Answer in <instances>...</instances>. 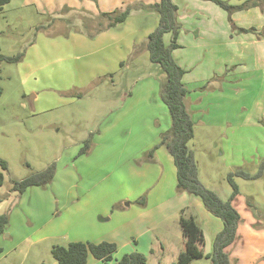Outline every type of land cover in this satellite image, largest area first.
<instances>
[{"label":"rangeland","instance_id":"374dc122","mask_svg":"<svg viewBox=\"0 0 264 264\" xmlns=\"http://www.w3.org/2000/svg\"><path fill=\"white\" fill-rule=\"evenodd\" d=\"M197 1L204 9L207 8L202 10L201 14L216 20L214 28L221 37L219 45L214 47V56H205L203 63L215 69L228 64L227 71L231 77H228V83L227 78L225 81L230 86L226 95L231 98L233 92L236 100L234 107L229 106L230 113L236 112L237 116L241 117L249 113L252 115L253 125L246 124V127H239L241 124L235 123L236 133L230 138L227 137L226 130L228 125L231 127L230 124H234L232 122L225 124V130L219 126L215 128L196 124L195 136L188 144L198 165L200 183L204 187H214L219 197H224L226 194L230 197L232 189L227 181L228 174L242 170L249 176H255L264 161V115L259 113L261 107H251L253 98L262 100L259 95H264V84H262L264 72L250 73V69L255 68L257 62L255 57L264 50V39L261 38L264 36V26L260 22L261 18H264L261 16L264 6L242 10L238 18L232 15L231 20L235 26L232 27L228 21V14L217 5L207 0ZM223 1L237 6L245 0ZM62 2V0L58 2L59 10L55 13L61 16L60 24L54 25L52 29L45 26L54 15L37 14L35 5L23 8L3 6L0 10V56L21 55L17 63H0V159L7 164L6 171L0 168L3 177L0 184V216L6 214L8 217L6 232L0 236L2 250L0 264H57L51 256V249L54 246L67 247L73 243L69 241L72 238L75 221L71 217L72 210L67 203L61 208L57 199L60 197L61 201H65L63 191L69 197L67 185L71 180V185L75 182L72 178L76 177L74 165L82 163H76L79 156L86 159L83 165L88 166L78 170H83L92 180L101 174L94 165H105L103 157L107 163L111 161V157H115V162L121 165H127V162H130L128 158L131 157L133 160L131 162L136 165H162L165 168V184L167 185L169 176L172 182L175 180L173 168L160 159L161 152H158L160 135L170 127L169 114L161 98L164 74L159 66L150 62L145 46L148 35L155 30L158 23L150 33L145 35L143 31H139L132 38L131 49L124 53L125 57L119 68L112 74L106 77L96 75L98 73L90 75L85 73L84 57L77 58L76 55L72 59L61 57V61L66 60V64L61 62V66L69 65L74 72L70 81L61 82L57 87H43V77L47 78V81L55 80L56 73L51 57L45 59L48 62L45 72L37 74L34 68L31 69L33 57L30 55V48L36 43L37 37L41 34L42 37L58 38L67 42L70 39V43L73 44L78 43L75 42L77 37L93 38L92 29L87 25L95 16L99 17L102 14L99 10L104 6V0H67L65 4ZM136 4L131 1L124 6L122 12L131 6L129 14L133 15L138 10ZM148 6L151 5L140 9L148 16L138 19L151 28L153 26L151 15L154 14L156 18L158 15L145 9ZM90 8H94L97 14ZM195 14L198 16H194ZM199 15L200 11L191 10L190 17L199 20ZM238 22H241L240 27ZM142 24L133 23L134 29L132 26L124 27V37L130 38L135 29L141 30ZM254 26L257 28L256 33L242 35L238 32V29H251L255 28ZM149 27L147 30L150 29ZM183 28L179 25L182 35L194 31L190 36H196L195 32L198 28L192 29L185 27L184 24ZM93 29L98 27L93 25ZM254 37H257L255 40L260 41L261 38L263 41L257 46L250 42ZM163 42L170 44L171 34L167 33V36L163 37ZM64 44L65 42H61L60 47ZM217 51L219 53L215 55ZM79 55L82 53L77 56ZM233 72L235 76H232ZM63 76L60 74L61 78ZM91 76L96 77L88 85L86 82ZM215 81H222V78L218 81L214 79ZM220 94L222 93L216 92L211 98H206L205 102H215ZM117 98L119 104L122 98L124 107L135 103L136 108L125 117L127 128L114 132L113 138L108 137L109 134L101 136L100 126L107 119L110 111L115 109L114 99ZM262 108L264 110L263 106ZM161 128L165 131L157 134ZM240 131L246 132L247 136L242 137L238 133ZM89 137L91 142L88 152L79 154V150L84 147ZM103 137L108 138L105 140ZM111 145L121 148L117 150L118 154L100 153L101 146ZM151 150L153 153L149 158L148 154ZM162 153L168 155L166 154L168 151L162 150ZM50 165H54V177L48 185L31 187L23 195L11 191L15 182L41 172ZM56 170L64 173L55 181ZM234 183L238 188V194L234 197L237 208L235 210L242 226L246 225L250 212L263 225L264 172L257 179L245 180L234 177ZM77 194L80 195L76 191L72 196ZM161 230L170 231L171 239L176 231H179L178 235L181 237L175 218L166 222ZM261 236L264 238V235ZM176 248L181 250V244L174 243L169 247L162 260L156 259L157 251L151 256L145 255L148 259L147 264H171L176 261V255L168 253L175 254ZM119 253L114 254L113 260H119L123 256ZM94 262L95 260L90 256L87 264H95ZM255 263L264 264V255H259V260ZM191 264H211V262L203 258Z\"/></svg>","mask_w":264,"mask_h":264},{"label":"crops","instance_id":"0c3cea01","mask_svg":"<svg viewBox=\"0 0 264 264\" xmlns=\"http://www.w3.org/2000/svg\"><path fill=\"white\" fill-rule=\"evenodd\" d=\"M60 1L61 0H56L57 4L55 5V0H10V2L4 6L23 8L35 5L36 11L38 12L37 14L52 16L58 12V2ZM62 1V3L65 4L67 0ZM131 1L132 3L136 2V6L138 7V10H136L133 15L129 14L124 22L117 24L113 28L99 32L93 38L81 39L77 37L75 42L78 43L73 44L70 43V39L68 40L69 42H67L58 38L42 37L40 34V36L37 37L36 43L30 48V55L33 57V63L30 65L31 69L34 68L37 74L45 72L48 65L45 59L51 57L56 73L55 80L52 79L51 81H47V78L42 76L44 79V83L42 84L43 87H57L61 82L68 83L70 81L71 75L74 74V72L69 65L61 66V62L66 64V60L61 61V57L62 59H72L74 55H76L77 58L84 57V63L86 64L85 73H89L90 75L98 73L96 75L106 77L112 74L113 71H116L125 57L124 53L129 51L133 45L132 38L136 36L139 31H143L145 35L150 33L154 29L155 24L158 23V17L156 18L154 14L151 15L153 16V26H151V28L146 24H142L138 18L147 15V13L140 10L143 6L156 4L160 0H104V6L99 11H101V13H111L114 11L122 12L124 6L130 4ZM194 1L197 0H172V3L177 7V21L181 28H183V24L185 27H191L192 29L198 28L197 32H195L196 36H190V33L194 31H191L187 35H182V29L179 30L176 40L178 48L172 51L174 62L184 70L182 83L188 90L184 102L185 108L191 117L194 127L196 124H202L203 126L215 128L219 126L222 130H225V124L229 122L234 123L230 124L232 125L231 127L228 125V131L226 130L227 137L230 138L236 133L234 130L235 123L238 122L241 124L239 127H246V124L253 125L251 123L252 115L249 113L247 116L241 117L237 116L236 112L230 113L229 106L231 105V107H234L236 100L234 99L233 92L231 98L226 95V91H229L230 86L227 85L225 81L227 78L228 83V77H231L227 71L228 64H224L221 68L215 69L213 67H207V64L203 63V58L205 56H214V47L219 45L221 37L214 28L216 20L201 14L202 10H207V8L204 9L202 4L198 1ZM256 8L258 7L250 9ZM90 9L97 14L94 8ZM191 10L200 11L199 20L190 17ZM208 14L212 16L209 12ZM241 14L242 11H236L232 15L238 18ZM194 16L198 15L195 14ZM261 16L264 17V10ZM135 22L142 24L141 30L135 29L131 37L126 39L124 37V27L132 26L133 28V23ZM260 22L262 26H264V18H261ZM57 24H60V22L48 23L46 27L52 29V27ZM238 25L240 27L241 22H238ZM148 27L150 28L149 30H147ZM252 29H254V31L251 33H256L257 28L255 27ZM242 35L247 34L242 33ZM165 36H167V34L163 35V37ZM261 38L264 39V36ZM261 38H259V41L255 40L257 37H254L250 42L258 46L260 42L263 41ZM61 42H65L62 47H60ZM164 44L168 45L167 43ZM207 51L211 52L208 53ZM80 53H82V55L77 56ZM218 53L217 51L215 55H218ZM255 58H257V62L255 63V68L250 69V73L264 72V50H261ZM60 74L64 76L61 78ZM245 74H249V72H245ZM232 76H235L234 72ZM95 77L96 76L89 77L86 83L89 85ZM220 78H222V81L214 82V79L218 81ZM262 84H264V80ZM218 91L222 94L219 95L215 102H205L206 98H211V96ZM259 96L262 100L253 98L251 107H261L259 113L264 115V110L262 108V106L264 107V95ZM120 99V104L118 98L114 99L115 109L110 111L107 119L101 124L99 129L101 136L109 134L108 137L113 138L115 137L113 134L114 132L127 128L125 126V117L134 112L136 104L134 103L133 105L124 107L122 98ZM244 110H246V108H244ZM231 128H233V130H230ZM240 129L242 130L243 128ZM164 131L165 129L161 128L158 130L157 134ZM238 133L242 137L247 136V133L244 131ZM103 138L107 140V138ZM118 149L121 150V148L111 145L101 146L99 150L102 155H108L114 153L118 154ZM94 150L95 148L93 152ZM162 150L167 151L163 146L159 147L158 152H161L160 159L167 163L169 167L173 168L175 178L174 182H172L169 176L167 185L165 184V168L162 165H136L131 162L133 161L132 157L128 158L130 162H127V165L116 163L115 157H111V161L107 163L105 162L106 159L103 157L105 165H94L101 171V174L98 175L95 180H92L84 174L83 170H78V168L84 169L88 166L83 165L86 159H84L83 156H79L76 163H82L81 165H74V174L76 177L72 178H74L75 182L71 185V180L67 185L69 197L68 194L63 191L65 201H61L60 197L57 199L61 208L65 203L70 206L72 210V212H70L71 217L75 220L72 227V238L69 241L73 243H113L116 245L117 249L115 253L118 254L120 252L119 254L123 255L138 252L151 256L157 251L156 259L159 258V260H162L165 258V251L169 247L173 246L174 243L177 245L181 244L182 246L183 240L182 236L179 237L178 235L179 231H176L175 234L173 233V239H171L170 231H163L161 227L165 226V223L172 218H175V220L177 219L178 227L180 218H192L201 230L203 237L202 257L199 259H207L206 256L212 253L214 237L222 230L223 224L219 218L214 217L204 208L202 202L198 198L186 193L176 194L175 188L177 180L173 159L169 153H166L168 155H164ZM71 163L72 161H70V164ZM171 163L173 165H169ZM167 165L165 166L167 167ZM63 173L64 172L60 173L56 170L55 181ZM78 174L79 177H77ZM87 181L88 183H86ZM64 183H66V180H64ZM205 188L217 194L214 187L206 186ZM76 191H78L80 195L77 194L76 196H72V193ZM143 195H146V204L145 206H139L135 201ZM219 198L226 201L229 200L230 197L229 194H226L224 197L221 196ZM235 200L236 198L232 199L230 202L232 207L237 209L235 207ZM261 228L264 229V224L262 225L261 221L256 220L255 215L251 212L245 226H242L241 220L239 219L235 239L225 250L231 264H256L255 262L259 260V255H264V243H262L264 242V238L261 236L264 235V230ZM5 232L6 227L4 233ZM56 234L57 232H55V235ZM54 237L56 238L57 236ZM176 249L175 254H168L176 255L177 261L178 255L182 249ZM260 249H263V251H259ZM159 251H161V253H159ZM89 257L87 263L89 262ZM166 258L168 259V257ZM199 259L193 260L189 264ZM176 261L171 262V264L176 263ZM94 263L101 264L96 260Z\"/></svg>","mask_w":264,"mask_h":264},{"label":"trees","instance_id":"16d2710c","mask_svg":"<svg viewBox=\"0 0 264 264\" xmlns=\"http://www.w3.org/2000/svg\"><path fill=\"white\" fill-rule=\"evenodd\" d=\"M207 1L214 3L228 14V21L232 27H235L231 20V15L234 12L254 7L262 8L264 6L263 0H245L237 6L230 5L223 0ZM9 2L10 0H0V10ZM131 8V6L128 7L124 12L102 13L99 17L91 19V23L87 25L92 29L91 37L124 22ZM145 9L151 10L158 15V25L148 35L145 46L150 62L159 66L164 74L161 98L170 118V127L160 135L159 145L164 146L173 159L176 169V192L178 194L186 193L198 198L204 208L211 215L219 218L223 224L222 230L214 237L212 253L206 256V258L210 260L211 264H231L225 250L233 243L239 222V215L230 202L238 194L234 177H240L245 180L259 178L264 172V161L260 165V171L255 176H249V174L242 170L228 174L227 181L232 189L229 200L223 201L215 192L205 188L200 183L197 165L193 153L188 146L189 141L194 136V125L184 104L188 93V90L182 83L184 70L174 62L172 57V51L178 48L176 43L179 31L177 7L172 3V0H160L158 3ZM60 17V14L54 15L49 23L59 22ZM93 25H96L98 29H93ZM40 27L43 28L44 26ZM253 31L254 29L252 28L238 29L239 33H251ZM167 33L171 34V42L165 45L163 35ZM20 59L21 55L16 57L0 56V63L12 64L19 62ZM90 142L91 138L89 137L84 147L79 150V154H86L88 152ZM152 153L153 150L149 152V158L152 157ZM0 168L2 171L7 170V164L2 159H0ZM53 177L54 165H50L41 172L15 182L11 187V191L21 195L31 187H44L48 185L53 180ZM2 179L3 177L0 174V184L2 183ZM135 203L139 206H145V195L135 201ZM7 223V215H1L0 236L3 235ZM179 229L183 240L182 250L174 264H189L191 261L202 257V232L192 218H180ZM116 250V245L108 242H75L70 243L67 247L54 246L51 249V256L57 264H87L89 256L101 264H147V257L138 252L124 254L119 260H113V254ZM1 252L2 250L0 249V254Z\"/></svg>","mask_w":264,"mask_h":264}]
</instances>
